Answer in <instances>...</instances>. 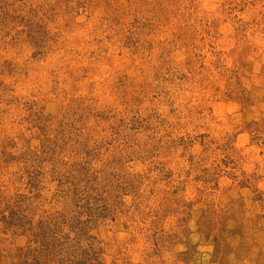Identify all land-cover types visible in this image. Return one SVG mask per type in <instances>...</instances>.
<instances>
[{
    "label": "rangeland",
    "instance_id": "rangeland-1",
    "mask_svg": "<svg viewBox=\"0 0 264 264\" xmlns=\"http://www.w3.org/2000/svg\"><path fill=\"white\" fill-rule=\"evenodd\" d=\"M0 264H264V0H0Z\"/></svg>",
    "mask_w": 264,
    "mask_h": 264
}]
</instances>
